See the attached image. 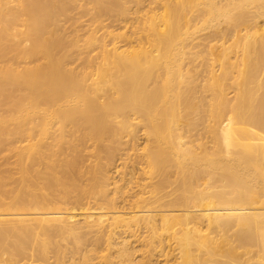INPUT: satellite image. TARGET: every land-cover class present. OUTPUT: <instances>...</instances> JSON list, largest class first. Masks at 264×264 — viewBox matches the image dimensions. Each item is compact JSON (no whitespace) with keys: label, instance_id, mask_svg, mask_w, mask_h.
<instances>
[{"label":"bare ground","instance_id":"bare-ground-1","mask_svg":"<svg viewBox=\"0 0 264 264\" xmlns=\"http://www.w3.org/2000/svg\"><path fill=\"white\" fill-rule=\"evenodd\" d=\"M161 1L138 46L110 48L81 40L74 10L115 14L125 0H0V207L37 210L0 212L15 216L0 217V264L27 248L54 249L57 264H159L170 248V264H264V0ZM140 124L131 211L111 197L79 207L106 192L91 190L101 162ZM77 208L102 212L77 229ZM234 228L254 256L224 242Z\"/></svg>","mask_w":264,"mask_h":264},{"label":"rangeland","instance_id":"rangeland-1","mask_svg":"<svg viewBox=\"0 0 264 264\" xmlns=\"http://www.w3.org/2000/svg\"><path fill=\"white\" fill-rule=\"evenodd\" d=\"M125 1H126L125 11L128 14H124V15L121 12H125V11H121L119 13L117 12L115 14L109 13V15H108V13L103 12V11H101V12H94L93 11L91 13V10L90 11L88 10L89 9V3L87 4L86 2H85V9H86L85 13L83 12L84 9L82 7H79L77 10L75 9L74 11H77L79 16L81 15V20H80L81 22H79V23H81L82 25L80 27L78 25V29H79L78 33L80 35L81 40L84 41L85 39H87L89 37V35L91 33H94L95 35L100 36L101 38L105 37V42H107L109 44L108 47H110V48H112L113 47L112 45H115V44L118 46L119 45L124 46L126 44L129 46L131 45L132 47L138 46L139 41H137V40H139L138 36L140 35V33L138 31L139 21L142 20V18L146 19L148 17V15H151L154 12H156V13L160 12V8L162 7L163 2L161 0H157V1L156 0H125ZM159 2L160 3L162 2V4H160ZM156 4H158V5L156 6ZM159 5H160V7H159ZM154 7H155V9H153ZM161 11H162V8H161ZM94 13H96V15H94ZM99 14H100V16H99ZM116 14H117V16H116ZM93 15H94V18H93ZM65 26H69L68 23H66ZM66 30H67L66 33L70 34V27L66 28ZM133 31H134V33L138 32V34L136 33L137 37L135 34H132ZM114 33H119V34H121V36L122 35L123 36L118 37ZM125 35H126V37H124ZM127 36H129V37L127 38ZM135 37L138 39L136 40ZM113 41H115V43ZM95 51H97V50H95ZM80 63H81V61L79 63L73 61V62H71L70 66H75V67L80 68L81 67ZM141 127H142V125L140 124L137 126V129H135L136 132L134 134L136 137L134 140H128V137H125V138H123L122 142L113 144L114 146H118V147L114 151L115 157L112 161L104 158L103 161L101 162L100 171H99V173L96 174V179L93 181L91 190L92 189L95 190L98 187V188H102L103 190L105 189L106 192L103 195H101V194L97 195L94 193H89L87 195V198H85V200H84L85 203L79 205V207H85L86 205H91V206L94 205L95 206V205H100V203H103L102 206L107 207L108 204L106 202L111 197L114 202L116 201L115 202L116 203L115 204L116 210L131 211V210H129L130 209L129 207H130V203H131V199H132L131 195L133 194L132 191L136 192L138 189H137V186L135 185V182L132 183L130 181V178H131L132 172L133 171H139L140 170L139 167L142 166L140 164L141 157L139 156V153L143 151V149L146 145V138H145L146 132ZM207 134H209V132H207ZM207 134H202L201 136L203 138L200 141L206 142L208 140ZM14 141H16V143H14V145L15 144L18 145V144H20L21 140L19 137L14 136L13 142ZM121 152H124V153L129 152L130 155L120 154ZM1 155L2 154H0V157H1ZM121 157H124V158H121ZM2 160L0 159V161H2ZM14 171H16V170H14ZM132 179H133V181L136 180L134 177H132ZM95 196H97V198H99V199H97ZM7 201H9V200H7ZM70 206H72V205H70ZM126 207H128V208H126ZM27 211L36 212L37 210L36 209H32V210H19L18 209V210H16V209H4V208L0 207V212H2V213L27 212ZM69 211L71 213H68V216H67L68 221L71 224H73L74 226H76L77 229H82V228L84 229L86 227V225H87L86 223L91 220L90 218H88V216L91 213H95V215H97L96 214L97 212H102L99 210L93 211L91 209V210L85 211L86 213H84L83 211H81V209H78V208L74 209V210H69ZM103 211H109V210L107 208H104ZM109 215H111V214H109ZM25 216L33 217L36 215H24V217ZM70 216H72V217H70ZM0 217H10L11 218V217H15V216L2 215ZM20 217H23V216H20ZM85 229L88 230L87 227ZM224 232L223 231L220 232V233H223L222 236H224V237L227 235V238H226V240H224V242L225 241L228 242L229 240L231 241L233 239L232 240L233 245L237 247V250L239 253L242 252L240 254H244V256H245L248 253L249 255L248 256L246 255L247 257H250V255L254 256L253 254L255 252L254 251L255 249L253 250L252 247H248L247 248L248 250H247L239 244L240 242H239V239L237 238L235 228L226 231L225 232L226 235H224L225 234ZM108 233L114 234V232H111V231H108ZM230 233H232V235ZM115 234H117V232ZM216 234H218V233L216 232ZM216 234H214V235L216 236ZM125 235L127 236L128 233L124 232L122 234H119V232H118V236L114 235V237L116 236L118 238V240H123V237ZM55 237H56V241H58V240L62 241L61 243L63 245L65 243V245H64L65 247L67 246V248H69V249L72 248L73 244L71 242L66 241V240L64 241L61 238V234H56ZM106 237H108V236H105V240H106ZM93 238H95V233L88 234L87 235V244L89 242H91ZM228 238H229V240H228ZM130 239H131V241H134L135 237L133 236ZM221 240H223V239H221ZM221 240H219V241H221ZM105 243L106 242H103L104 245H102L99 248V250H97L99 252L98 255L99 254H102V255L107 254L109 252L108 250H103ZM230 243L231 242H229V245H230ZM134 244L139 245V247H140L137 254L140 255L141 253L144 252V249L146 247H145V245H142V242L137 241ZM169 245H171V242H169ZM51 249L52 248H50V250L48 251L47 256H45V257L39 256L38 257V256L32 255L33 250L31 248H29V249L27 248L25 254L21 255V257L18 256L17 260L19 259L18 260L19 264H22V263H24V264H26V263H28V264H57L56 254H58V253H55L54 249H52V250ZM146 249H148V248H146ZM51 251H52V253H51ZM157 251L158 250L156 249V253H157ZM244 252H247V253H244ZM54 255H55V257H53ZM176 255H177V253L176 252L174 253V250H172V248H170V251L166 255H162L160 257L155 256L154 259H158L159 264H170L174 261ZM6 256L5 257L8 258V255H6ZM96 260H98V259H96ZM18 261H17V263H18ZM149 263L155 264V262L153 263V262H149L147 260V264H149Z\"/></svg>","mask_w":264,"mask_h":264}]
</instances>
